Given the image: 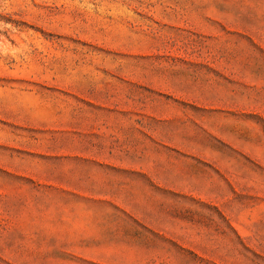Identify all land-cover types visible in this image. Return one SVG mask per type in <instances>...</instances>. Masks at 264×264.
I'll return each instance as SVG.
<instances>
[{"label": "rangeland", "instance_id": "374dc122", "mask_svg": "<svg viewBox=\"0 0 264 264\" xmlns=\"http://www.w3.org/2000/svg\"><path fill=\"white\" fill-rule=\"evenodd\" d=\"M0 264H264V0H0Z\"/></svg>", "mask_w": 264, "mask_h": 264}]
</instances>
